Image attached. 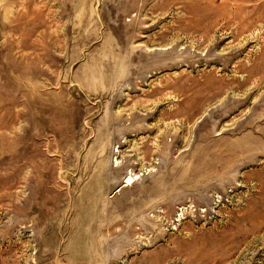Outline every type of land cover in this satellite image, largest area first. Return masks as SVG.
Returning a JSON list of instances; mask_svg holds the SVG:
<instances>
[{
  "label": "rangeland",
  "instance_id": "rangeland-1",
  "mask_svg": "<svg viewBox=\"0 0 264 264\" xmlns=\"http://www.w3.org/2000/svg\"><path fill=\"white\" fill-rule=\"evenodd\" d=\"M0 264H264V0H0Z\"/></svg>",
  "mask_w": 264,
  "mask_h": 264
},
{
  "label": "bare ground",
  "instance_id": "bare-ground-1",
  "mask_svg": "<svg viewBox=\"0 0 264 264\" xmlns=\"http://www.w3.org/2000/svg\"><path fill=\"white\" fill-rule=\"evenodd\" d=\"M133 182V177L132 176H128L126 177V180H125V185H129Z\"/></svg>",
  "mask_w": 264,
  "mask_h": 264
}]
</instances>
